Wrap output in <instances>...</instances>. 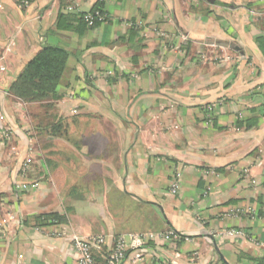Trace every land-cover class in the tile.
I'll use <instances>...</instances> for the list:
<instances>
[{"label":"crops","instance_id":"0c3cea01","mask_svg":"<svg viewBox=\"0 0 264 264\" xmlns=\"http://www.w3.org/2000/svg\"><path fill=\"white\" fill-rule=\"evenodd\" d=\"M62 1L0 0V126L12 127L0 141V264H76L74 235L115 233L113 191L150 212L123 215L116 202V235L174 231L153 247L171 264H264V0H103L110 18L90 29L75 19L56 27ZM97 1L69 0L77 12ZM43 44L70 54L50 111L68 140L36 134L37 104L8 94ZM25 160L38 185L19 193ZM51 212L65 221L34 225Z\"/></svg>","mask_w":264,"mask_h":264},{"label":"trees","instance_id":"16d2710c","mask_svg":"<svg viewBox=\"0 0 264 264\" xmlns=\"http://www.w3.org/2000/svg\"><path fill=\"white\" fill-rule=\"evenodd\" d=\"M62 2L66 4L64 6V13H66V15L63 13L58 14L56 21V27L58 28L62 25L68 27V25L63 24V21L75 19L77 21V27L90 29L107 22L110 18L107 11L104 9L103 0L95 2L93 7L86 12H77L69 0H63ZM68 5L72 6V8L68 9ZM96 11L105 15L106 18L102 23H97L94 27H88L85 22V16L89 13L93 14ZM128 24H130L129 21ZM143 26L144 25H142V27H137V23L132 22V24L129 25V28L133 30H140L141 28L144 30ZM181 47L184 48L183 45H181ZM69 57L70 54L65 48L59 45L43 44L40 49L20 67L9 84V95L27 105L34 103L37 104L38 111L35 113L32 112V120L34 121L33 127L35 128L34 132L36 134H49L60 136L67 140L69 139V134L64 123L59 118H55L50 112L54 101L61 97L58 88L61 84ZM11 137L12 134L10 138ZM19 170L18 175L20 176L22 172H24L25 180H27L33 169L29 163V167L25 168L24 171L21 169ZM33 219L34 225H39V223L44 222L61 223L65 221L66 218L64 214L51 212L35 215L33 216ZM141 248L154 250L153 247L150 248V246H144ZM93 256L98 264H106L108 252L103 249L102 253L94 252ZM256 264H263V262L257 260Z\"/></svg>","mask_w":264,"mask_h":264},{"label":"built area","instance_id":"2783aa9c","mask_svg":"<svg viewBox=\"0 0 264 264\" xmlns=\"http://www.w3.org/2000/svg\"><path fill=\"white\" fill-rule=\"evenodd\" d=\"M32 0H17L19 7H27ZM72 6L68 5V9H71ZM106 18L105 15L100 14V12H94L93 14L89 13L85 16V22L88 27H94L97 23H102ZM96 23V24H95ZM132 24V23H130ZM128 24V25H130ZM142 25L137 24V27ZM144 29V28H143ZM145 30V29H144ZM180 38L186 40L185 36L180 34ZM174 42V41H173ZM172 42V43H173ZM171 43V44H172ZM174 48L177 52L182 55L186 54L184 48L181 47V44L174 45ZM198 58L203 62H208L213 60L214 57H210L209 53L205 51H200L198 53ZM3 69V67L1 68ZM217 106V102H211L203 105V110L205 112V123L210 125L213 123L212 112ZM264 112V107L262 109ZM5 120L4 112L1 109L0 105V120ZM12 127L8 124H3L0 126V141L8 140L12 134ZM23 163V162H22ZM24 166V165H23ZM22 164L20 168L24 171ZM20 171V170H19ZM201 175L206 177L208 175H216L214 169H204L201 170ZM25 173L22 172L20 178L14 183L15 190L23 192L26 191L29 184L25 182ZM182 181L181 173L175 171L173 174L170 183L169 189L172 194H176L180 187ZM37 184V183H36ZM32 183V185H35ZM2 228V223H0V229ZM2 232V231H1ZM230 233L242 234L239 231L231 230ZM178 236L174 231H147V232H131L127 235H116L110 234L108 237L104 235H95L91 237H80L74 235L72 237V248L76 251V264H98L94 259V252H101L104 248L108 249V256L106 264H171L173 262H168L167 258L163 254H157L154 250L151 249H142L141 247L150 246V248L161 245L165 242H170L177 239ZM175 256H178V253H175ZM23 264V263H18Z\"/></svg>","mask_w":264,"mask_h":264},{"label":"rangeland","instance_id":"374dc122","mask_svg":"<svg viewBox=\"0 0 264 264\" xmlns=\"http://www.w3.org/2000/svg\"><path fill=\"white\" fill-rule=\"evenodd\" d=\"M52 113H53V111H52ZM29 163L31 164V162H28V160H25L21 164H22V166L24 165L23 168H27V167H29ZM201 170H204V168L203 169H200L199 172H201ZM178 172H180V171H178ZM33 181L34 180H29V179L25 180V182L29 184L27 190H30V188H32L31 185H32V182ZM15 182H16V179H14V183ZM14 190H15V187H14ZM17 192L22 193L20 191H17ZM106 199H107V203H106L107 208L105 210V213H106L107 220H111L113 222V231L115 232L114 234H116V202H119V204H117V205H120L119 206L120 208L118 210V213L123 214V215H125L126 212H128L129 214H132L134 212L135 213H141L142 214L144 211L147 212L148 214L150 213L149 212V209H139V206H143V205H139V204L137 205L136 203H134V201H132L131 199H129V197H127V196H123L121 199H117L116 200V191H113V193L110 192L106 196ZM128 224H129L130 228L133 225L131 221H129ZM153 224L154 223L151 220L150 221V225H151L152 228L155 227Z\"/></svg>","mask_w":264,"mask_h":264}]
</instances>
